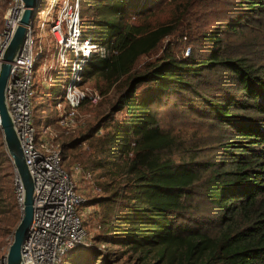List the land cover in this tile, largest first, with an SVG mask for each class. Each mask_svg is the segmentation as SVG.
<instances>
[{"label":"trees","instance_id":"trees-1","mask_svg":"<svg viewBox=\"0 0 264 264\" xmlns=\"http://www.w3.org/2000/svg\"><path fill=\"white\" fill-rule=\"evenodd\" d=\"M86 1L92 5L93 18L84 21L81 13L82 29L108 56L93 55L85 82L99 77L121 86L104 126L96 125L93 135L80 142H89L104 130L97 138L104 148L95 170L108 169L112 183L125 182L111 194L109 186H103L110 195L90 201V206L100 208L91 213L101 230L96 240L104 238L97 243L138 253L143 264H264V68L228 57L217 30L204 36L212 45L204 59L164 53L136 70L139 59L154 51L175 27L150 29L131 22L149 14L151 0ZM238 7L244 17L227 22L230 32L245 22L258 23L264 15V0H241ZM216 71L225 73L233 88L209 98L197 87ZM171 96L224 131L216 161L175 162L166 155L177 148L176 138L159 127L153 108ZM122 111L121 120L114 118ZM0 149L3 157L2 139ZM196 198L204 201L210 215H194ZM6 208L0 195V214ZM79 247L67 256L72 264H97L90 252L93 246ZM106 251H100L102 263L114 264ZM148 256L151 263L146 262Z\"/></svg>","mask_w":264,"mask_h":264},{"label":"rangeland","instance_id":"rangeland-1","mask_svg":"<svg viewBox=\"0 0 264 264\" xmlns=\"http://www.w3.org/2000/svg\"><path fill=\"white\" fill-rule=\"evenodd\" d=\"M155 1L151 0L152 9L145 18L131 22L143 24L150 29L172 24L175 30L154 51L139 59L135 67L136 70L144 69L149 63L162 58L164 53L171 54L176 58H187L185 53L188 49L190 50L189 56L193 55L196 58L204 59L209 55V50L212 47L204 36L217 30L221 33L220 36L223 40L222 50L228 57L244 59L255 67L264 68V15L258 23L250 25L252 28L247 24L248 22L242 23V26L235 32H230L225 27L230 20H237L239 16L244 17L238 7L241 0ZM51 2L52 0H44V8L42 7L41 12L38 10L37 16H34L36 18L35 25L42 19ZM81 4L84 21L91 22L93 18L91 3L82 0ZM6 7L7 4L0 0V28L3 24ZM41 47L44 59L36 66L33 88L31 89L33 122L37 130L44 126H50L51 130L58 136L59 143L65 145L63 155L66 169L69 170L77 164L81 168V173L76 176V183L79 194L84 200L82 213L84 222L87 223L84 225L85 236L82 246L94 247L90 252L95 253L94 257L98 259L97 264H103L101 254L104 252L100 251H104V249L111 253L114 264H143L144 259L139 260L142 257L138 253H133V251L113 244L97 243V241L104 242V238L96 240V237L100 236L101 230L98 229V219L91 218V213L94 210L100 211V208L90 206V201L98 197L109 196L119 184L121 188L125 182L121 180L118 184V180L115 185L111 182L113 173H108V169L95 170L96 162L103 157V153L100 152L104 148L102 142L97 141V138L104 134V130L92 137L89 142L80 143L83 136L90 138L93 135V128L96 125L102 124L104 126V119L111 115L112 106L119 96L121 86L118 87L116 84L111 86L99 77L88 79L85 86L91 92L97 93L100 100L96 105L83 104L79 111L77 127L74 130H62L55 123V104L63 93V82L67 72L64 74L62 68L58 67L59 71L55 73L53 81L50 83L43 82V65H49L55 57V45L49 35L43 37ZM67 60L70 65L72 60L69 55ZM197 88L200 93L207 94L209 98H214L220 97L226 89L230 90L231 88L232 90L233 84L227 80L225 73L216 71L203 78ZM186 104V102L183 104L181 100L171 96L153 108L159 127L176 138L177 148L166 153V155L175 162L189 161L192 158L197 162L216 161V157L221 154L219 143L224 140V131L199 119L187 109ZM124 114L125 111L118 112L114 118L121 120ZM1 139L3 141L0 129V141ZM72 143L74 144L72 145ZM12 174V162L7 152H4L3 157H0V195L7 203V208L5 213L0 214V256L7 246L11 245L14 231L23 215L15 202ZM105 185L109 186L107 189L110 190V194L103 192ZM203 203L204 201L200 198L192 201L195 216L210 215L208 207ZM80 248L78 247L76 250H80ZM146 259L147 263L152 262L151 256ZM62 264H72L71 257H67Z\"/></svg>","mask_w":264,"mask_h":264},{"label":"built area","instance_id":"built-area-1","mask_svg":"<svg viewBox=\"0 0 264 264\" xmlns=\"http://www.w3.org/2000/svg\"><path fill=\"white\" fill-rule=\"evenodd\" d=\"M3 2L7 7L0 28V64L24 10L21 0ZM40 5L44 8V0H40ZM35 19L27 27L5 89L7 108L34 183L33 219L21 255L23 264H62L84 242V200L76 183L81 168L77 164L66 169L56 133L50 126L37 130L33 122L31 89L36 66L44 59L41 42L43 37L49 35L55 45L54 60L49 65H43V82H52L59 71L58 67L62 68L64 74L67 72L63 93L55 104V123L66 131L77 127L83 104L96 105L100 100L97 93L85 86V70L93 55L105 58L108 52L85 35L81 0H52L36 25ZM189 52L188 49L186 57ZM68 55L72 60L70 65ZM12 186L16 205L23 213V186L14 168ZM7 251L8 246L0 256V264H7Z\"/></svg>","mask_w":264,"mask_h":264},{"label":"water","instance_id":"water-1","mask_svg":"<svg viewBox=\"0 0 264 264\" xmlns=\"http://www.w3.org/2000/svg\"><path fill=\"white\" fill-rule=\"evenodd\" d=\"M24 10L15 29L14 35L5 49L0 64V129L6 152L12 166L19 176L23 186V215L16 227L11 245L7 251V264H23L21 249L28 238L33 219L34 183L26 165L20 143L7 108L5 89L8 83L12 63L19 54L25 39L27 27L32 22L40 7V0H21Z\"/></svg>","mask_w":264,"mask_h":264}]
</instances>
